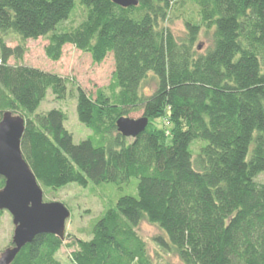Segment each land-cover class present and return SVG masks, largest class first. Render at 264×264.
<instances>
[{"label": "trees", "instance_id": "1", "mask_svg": "<svg viewBox=\"0 0 264 264\" xmlns=\"http://www.w3.org/2000/svg\"><path fill=\"white\" fill-rule=\"evenodd\" d=\"M67 81L93 133L78 143L63 111L39 112ZM5 112L42 187L122 190L90 241L38 236L13 264H264V0H0ZM121 118L148 126L126 137Z\"/></svg>", "mask_w": 264, "mask_h": 264}, {"label": "water", "instance_id": "2", "mask_svg": "<svg viewBox=\"0 0 264 264\" xmlns=\"http://www.w3.org/2000/svg\"><path fill=\"white\" fill-rule=\"evenodd\" d=\"M123 8L137 7L139 0H112ZM148 120L121 118L118 130L126 137L145 131ZM26 129L23 117L5 112L0 118V210L8 211L15 226L13 245L0 256V264H13L21 250L36 237L53 235L64 238L70 211L61 203H45L41 185L24 159L21 141Z\"/></svg>", "mask_w": 264, "mask_h": 264}, {"label": "rangeland", "instance_id": "3", "mask_svg": "<svg viewBox=\"0 0 264 264\" xmlns=\"http://www.w3.org/2000/svg\"><path fill=\"white\" fill-rule=\"evenodd\" d=\"M86 11L77 4L69 20L61 25V30L69 31L77 27L85 20ZM67 93L64 99L58 98L51 90L47 92L46 98L41 103L39 112H50L52 110H61L67 116L66 128L75 136V142L91 136V130L81 126L77 118V86L72 81H67ZM107 96H111L107 90ZM155 128L171 134L173 125L167 121L160 120ZM264 183V176L257 180ZM135 184V186H134ZM42 187V186H41ZM136 187V189H135ZM1 190V189H0ZM45 203H61L70 211V218L66 221L65 238L90 241L91 228L93 224L109 209L114 208L117 199L122 190L112 186H88L81 188L78 185L71 184L60 190H51L42 187ZM137 196V180H132L130 186L124 190V193H134ZM132 195V194H131ZM132 195V196H133ZM143 235L151 238L157 230L148 225L143 226ZM15 226L12 215L4 210H0V256L8 248L12 247ZM56 258L64 264H71L62 254H57Z\"/></svg>", "mask_w": 264, "mask_h": 264}]
</instances>
